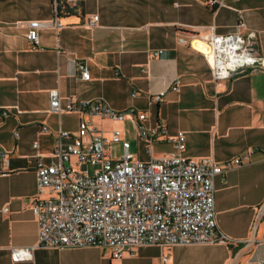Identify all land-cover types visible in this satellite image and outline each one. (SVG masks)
I'll list each match as a JSON object with an SVG mask.
<instances>
[{
	"label": "crops",
	"instance_id": "0c3cea01",
	"mask_svg": "<svg viewBox=\"0 0 264 264\" xmlns=\"http://www.w3.org/2000/svg\"><path fill=\"white\" fill-rule=\"evenodd\" d=\"M65 1L81 4V12L58 17L56 0H0V264L264 261V69L215 82L203 54L209 34L250 30L255 52L264 57V0H222L218 7L209 6V0ZM94 16L97 20L89 25ZM31 21L43 24L37 29V46L26 38ZM154 51L161 53L155 56ZM80 64L89 72L86 81L80 77ZM176 79L178 91L172 92ZM54 88L60 94V114L49 109ZM159 92L164 96L156 104L152 96ZM94 100L116 112L135 108L154 114L155 121L145 118L141 125L166 130L160 136L174 138L182 132L185 148L180 152L188 159L212 157L222 165L241 158V166L213 181L216 226L226 242L135 246L119 259L93 245L41 247L29 261L10 260L11 248L38 241L31 202L48 195L37 191V158L49 164L58 130L74 137L82 118L105 130V119L98 114L68 109ZM125 120L134 124L129 117L120 122ZM126 132L121 134L124 140ZM174 148L172 144L168 154L176 152ZM147 152L151 154L149 147Z\"/></svg>",
	"mask_w": 264,
	"mask_h": 264
},
{
	"label": "built area",
	"instance_id": "2783aa9c",
	"mask_svg": "<svg viewBox=\"0 0 264 264\" xmlns=\"http://www.w3.org/2000/svg\"><path fill=\"white\" fill-rule=\"evenodd\" d=\"M208 5L218 7L222 0H209ZM96 20L94 16L88 24L93 25ZM42 25L38 21L28 22L26 38L32 45H38L37 29ZM239 26L244 23L239 22ZM251 33L245 30L235 34L211 33L205 37L203 54L215 82L229 80L250 69H264V57L248 47ZM160 53L153 52L155 56ZM79 67L81 79L88 80L85 64ZM179 83L176 79L170 91H178ZM163 96L164 92H159L152 96V101L159 104ZM48 104L51 111L60 114L57 89L49 91ZM68 109L88 116L98 114L100 119L112 121L129 117L140 139L147 141H156L166 133L141 125L146 116L135 108L116 112L94 100L70 104ZM120 132L113 129L106 133L102 126L83 118L74 137L58 130L51 162L36 160L37 191L48 195L31 202L39 225L37 244L11 248V261H29L33 250L41 247L93 245L108 249L111 259H119L135 246L226 242L216 226L213 181L225 170L241 166V158L222 165L212 157L199 161L188 159L180 152L185 145L183 133L179 132L171 140L176 152L140 161L128 152L130 145ZM64 138H71L70 143H63ZM114 143H121L123 149L118 161H113L108 152V146ZM252 151L244 157L248 158Z\"/></svg>",
	"mask_w": 264,
	"mask_h": 264
},
{
	"label": "rangeland",
	"instance_id": "374dc122",
	"mask_svg": "<svg viewBox=\"0 0 264 264\" xmlns=\"http://www.w3.org/2000/svg\"><path fill=\"white\" fill-rule=\"evenodd\" d=\"M144 115L146 116L147 119L153 118V120L155 121L154 114L152 115L148 112H145ZM133 125H131L129 121L126 120L122 122L120 121L112 122V120L110 119L104 120V127L106 132L113 130L114 128H117L121 131V134L123 135V132L125 130L127 131L126 141L130 145L128 152L132 154L134 159L136 160L139 159L140 161H144L145 157L147 156L152 155L155 158L168 154V152L172 148V143H171V140L173 139L172 137H170L169 135L160 136V138L155 143L153 142L151 145H149L147 141L140 139ZM121 146H122L121 143H114L108 146V152L113 161L120 160L121 156L123 155V149ZM148 147L151 151V154L147 152ZM42 248H46V247H42Z\"/></svg>",
	"mask_w": 264,
	"mask_h": 264
},
{
	"label": "trees",
	"instance_id": "16d2710c",
	"mask_svg": "<svg viewBox=\"0 0 264 264\" xmlns=\"http://www.w3.org/2000/svg\"><path fill=\"white\" fill-rule=\"evenodd\" d=\"M55 12L58 17L76 15L78 12H81V4L56 0Z\"/></svg>",
	"mask_w": 264,
	"mask_h": 264
},
{
	"label": "water",
	"instance_id": "95a60500",
	"mask_svg": "<svg viewBox=\"0 0 264 264\" xmlns=\"http://www.w3.org/2000/svg\"><path fill=\"white\" fill-rule=\"evenodd\" d=\"M254 33L252 32L250 36V38L252 39L251 42L248 44V47L251 49L250 51H255V47H256V42L254 40Z\"/></svg>",
	"mask_w": 264,
	"mask_h": 264
}]
</instances>
